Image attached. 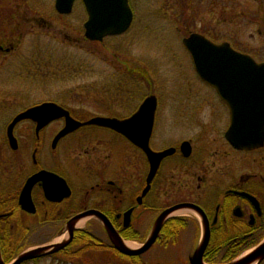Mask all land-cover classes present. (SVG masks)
Masks as SVG:
<instances>
[{
  "label": "flooded vegetation",
  "instance_id": "flooded-vegetation-1",
  "mask_svg": "<svg viewBox=\"0 0 264 264\" xmlns=\"http://www.w3.org/2000/svg\"><path fill=\"white\" fill-rule=\"evenodd\" d=\"M10 26L11 21L0 11V57H5L3 52L16 50L24 40L21 32L17 36L10 33ZM6 75L7 81L16 80L23 90L30 91L18 95L34 98L32 95L37 93L35 97L52 99L31 92L40 89L42 76L38 63H0V82ZM10 98L11 95L6 97ZM33 105L36 104L10 114L0 127L1 235L9 234L13 228L25 231L32 223L34 232L44 230L57 235L75 214L91 210L101 213L122 237L141 238V229L145 227L148 232L153 226L154 210H158L154 203L156 194L163 205L159 210L193 204L204 211L211 229L205 259H216L221 252L226 253L223 257L229 256L230 247L264 232V146L241 151L244 163H236L234 153L240 151L226 141L225 149L216 154L212 150L210 158L203 159L195 154L201 138L200 124L187 135H180L181 130L170 132L166 124L158 126L160 118L155 117L148 137L147 119L141 115L129 127L135 140L143 142L148 137L153 152L174 149L162 159L149 181L154 158L150 159L136 143L111 128L82 125L57 140L65 118L56 119L54 114L45 112L39 114V122L26 118L10 131L18 114ZM137 110L135 107L131 113ZM227 113L229 122V108ZM71 115L80 121L88 119L72 112ZM173 135L178 136L176 142H170ZM185 141L191 145V155L182 151ZM214 142L217 144L219 140L214 138ZM224 162L225 165H219ZM235 164L241 167L240 172L245 171L240 176L235 175ZM222 175L224 178L218 179ZM21 198L28 207L34 206L35 213L24 210ZM128 211L130 218L126 215ZM28 218L31 220L27 221ZM105 220L94 218L88 225L101 228L108 239ZM179 223L178 220L165 223L162 234L165 240L175 236ZM197 228H201L200 220ZM200 235L199 230L198 239Z\"/></svg>",
  "mask_w": 264,
  "mask_h": 264
},
{
  "label": "rangeland",
  "instance_id": "rangeland-1",
  "mask_svg": "<svg viewBox=\"0 0 264 264\" xmlns=\"http://www.w3.org/2000/svg\"><path fill=\"white\" fill-rule=\"evenodd\" d=\"M48 2L50 0H4V4H0V9L9 14L10 18L16 14L14 19L19 23L21 21L20 29L22 28L25 38L20 50L21 57L4 55L5 57H0V63L18 60L27 63L29 57V63H38L39 67L40 61L42 64L55 63L54 69L57 67L61 77L52 90L54 95H58L57 102L90 116L98 112L118 117L128 115L126 107L131 105L133 92L125 95L119 90V81L128 82L129 78L145 73L156 83L153 92L162 98L164 121L170 132L177 133L176 130H181L183 132H178L180 135H187L190 129L195 130L200 124L201 138L197 143L196 154L204 159L210 158L208 155L212 154V150L222 151L226 145L222 146L221 142V139L224 141V116L217 112L213 102L206 99L209 90L201 87L196 81L198 75L183 47L182 39L189 31L205 33L214 40L229 41L233 47L235 45L242 50L254 51L252 56L257 61H262L264 36L258 35V31L261 30L264 34V27L260 24L263 14H257L256 11L263 9V6L261 7L257 0H131L134 11L131 30L121 37L109 38L99 45H92L83 40V23L87 14L81 2L75 5L74 12L68 16L56 15L53 12L54 7H50ZM19 23L13 30L14 36L18 35L16 33ZM38 43L40 47L37 46ZM118 56L122 60H132L133 63H128L129 67H125L117 63ZM129 68L136 69V74L131 75ZM48 70L52 71L53 68ZM7 78L6 75L0 82V127L6 124L10 114L14 115L21 107L42 101V98L35 97L36 92L47 95V91L40 86L36 91L32 89L31 92L36 93L32 95L34 98H24L21 95L30 91L23 90V85L18 84L16 80L7 81ZM108 85L110 88H107ZM131 90H135L132 85ZM142 91V96L150 92L146 83L141 85L138 92ZM9 95L12 98L6 99ZM16 109L18 110L14 112ZM215 113L220 115V121L213 120ZM212 123H216L218 128L215 132L214 127L209 126ZM216 133H220L222 138L214 136ZM214 138L219 140L218 145L215 144ZM170 140L176 142L178 136L173 135ZM243 157L245 156L242 153L234 154V161L244 163ZM225 164L226 162L219 165ZM234 171L238 176L245 172H240L241 167L236 164ZM221 178L224 176L218 179ZM157 197L156 194L155 206H163ZM181 211L184 212L175 216L191 219L177 236L175 243L170 242L167 246L155 244L148 253L142 255V263L185 264V257L187 258L197 246L199 231L196 214L186 209ZM90 221L92 220H85L79 227H86V223ZM146 231L145 227L142 228L140 235L144 236ZM255 236L247 239L245 243L255 241ZM51 239L52 235L47 231H33L27 237L26 248L49 242ZM129 243L138 247L141 240L138 238ZM95 249L97 250L80 251L83 259L72 263L69 258L56 255L25 264L127 263V260L114 253H106L99 247Z\"/></svg>",
  "mask_w": 264,
  "mask_h": 264
},
{
  "label": "water",
  "instance_id": "water-1",
  "mask_svg": "<svg viewBox=\"0 0 264 264\" xmlns=\"http://www.w3.org/2000/svg\"><path fill=\"white\" fill-rule=\"evenodd\" d=\"M75 0H57L56 7L60 13H70L72 11V6ZM85 6L87 8L89 18L85 23L86 36L92 40H102L103 37L107 35H116L124 32L130 26L133 14L129 7V0H83ZM185 45L189 49L195 66L198 72L205 78L208 82L216 84L217 82H223L222 87L228 86L229 84V100L234 105V117L243 118L242 113L244 104L242 106L240 99L242 98V91L240 88L232 87L233 84L242 83L243 78V68L245 67V63H255L250 57L239 54L233 51L230 46L226 45H216L204 37L199 36L197 34L192 35L190 38L184 40ZM229 82V83H228ZM225 92H227L225 90ZM47 106L52 107L53 109H57V111L63 112V109L55 104H46ZM155 101L152 98L146 100L144 105L141 107L140 113L133 118V121L141 115H144L147 119L148 130L151 128L152 124V115L155 110ZM256 120V119H255ZM251 121V118H250ZM254 121V120H252ZM93 123L98 124H108L115 128H122L123 131L128 135H130V130L125 129L127 125L131 123V120L128 122H119L116 120H108L104 118H96L92 120ZM126 124V125H125ZM238 124V125H237ZM124 125V126H123ZM121 126V127H120ZM233 128V138L237 140V147L239 148H248L249 145H256V143H247L249 140L253 141L256 137L260 136V132L264 131V126L256 122V125H252L250 123H246L243 125L242 121L237 123L235 120ZM120 127V128H119ZM260 132H258V129ZM150 132V131H149ZM247 136V137H246ZM264 140V137L260 139ZM142 144V143H141ZM143 146L148 151L147 148V139L143 140ZM149 152V151H148ZM169 151L163 153H152L150 154L154 160V170L156 169L164 156H166ZM153 177V173L151 172L150 178ZM178 207H173L169 210L164 211L160 217L157 219L153 231L149 236L146 243L139 248L138 250H128L123 240L120 236L115 232L112 227H107L109 235L115 244V246L120 249L122 252L131 254V255H139L147 251L151 248V246L155 243L161 227L167 218L168 214L173 212ZM88 213L81 214L77 216L75 219L69 222V230H70V239L61 244H53L50 246L39 247L37 249H33L31 251H26L20 254L12 263L10 264H22L23 262L41 257L44 255L51 254L56 252L66 245H68L73 236L74 224L76 220L82 216L87 215ZM207 244V240L203 244L202 248L199 249L195 255V264H203L201 262L202 252ZM255 258L261 261L264 259V245L254 251L247 259L237 262L236 264H249ZM0 264H8L3 261L0 256Z\"/></svg>",
  "mask_w": 264,
  "mask_h": 264
},
{
  "label": "trees",
  "instance_id": "trees-1",
  "mask_svg": "<svg viewBox=\"0 0 264 264\" xmlns=\"http://www.w3.org/2000/svg\"><path fill=\"white\" fill-rule=\"evenodd\" d=\"M95 237H96L95 233L92 236L91 234H85L84 232L79 231L73 244L62 253L66 255V257H72L77 260H81L83 259V256L82 254H80V251L96 250L95 248L98 247L99 242L98 239L95 240ZM0 244H1L3 259L6 262L11 261L17 254H19L27 246V244L23 243L22 241L7 243L1 240ZM78 247H82V248L77 250L76 248Z\"/></svg>",
  "mask_w": 264,
  "mask_h": 264
},
{
  "label": "bare ground",
  "instance_id": "bare-ground-1",
  "mask_svg": "<svg viewBox=\"0 0 264 264\" xmlns=\"http://www.w3.org/2000/svg\"><path fill=\"white\" fill-rule=\"evenodd\" d=\"M182 212H184V211H181V212H175L176 214H178V213H182ZM85 220H81L80 222H79V226H81L82 224H83V222H84ZM128 246H131L132 247V245H130V244H128Z\"/></svg>",
  "mask_w": 264,
  "mask_h": 264
}]
</instances>
